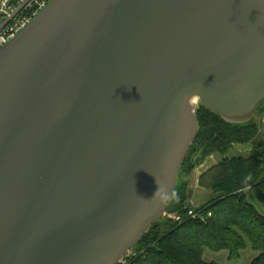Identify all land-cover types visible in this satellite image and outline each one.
<instances>
[{"label": "water", "instance_id": "obj_1", "mask_svg": "<svg viewBox=\"0 0 264 264\" xmlns=\"http://www.w3.org/2000/svg\"><path fill=\"white\" fill-rule=\"evenodd\" d=\"M197 102L257 117L264 0H51L0 49V264H119L169 213Z\"/></svg>", "mask_w": 264, "mask_h": 264}, {"label": "trees", "instance_id": "obj_2", "mask_svg": "<svg viewBox=\"0 0 264 264\" xmlns=\"http://www.w3.org/2000/svg\"><path fill=\"white\" fill-rule=\"evenodd\" d=\"M197 115L199 133L168 204L169 213L183 218L176 221L167 216L153 224L125 264H264V132L260 127L264 102L257 117L246 124L227 123L202 106ZM243 144H251L253 155L228 156L232 148ZM215 152L224 157L201 176L199 184L206 193L187 207L190 186L182 177L187 163L194 170ZM250 192L261 208L250 200ZM191 208L196 217L188 216ZM206 250L226 252V260L207 261ZM246 250L254 252V257L241 263Z\"/></svg>", "mask_w": 264, "mask_h": 264}, {"label": "built area", "instance_id": "obj_3", "mask_svg": "<svg viewBox=\"0 0 264 264\" xmlns=\"http://www.w3.org/2000/svg\"><path fill=\"white\" fill-rule=\"evenodd\" d=\"M51 0H0V49L26 27ZM198 214L191 208L188 216ZM168 217L180 221L183 215L168 213ZM125 256L119 264H125Z\"/></svg>", "mask_w": 264, "mask_h": 264}, {"label": "rangeland", "instance_id": "obj_4", "mask_svg": "<svg viewBox=\"0 0 264 264\" xmlns=\"http://www.w3.org/2000/svg\"><path fill=\"white\" fill-rule=\"evenodd\" d=\"M199 108H200V105L199 103L197 102L196 103V111L198 112L199 111ZM241 148H249V151H244V149L241 150ZM252 150V146L250 144V146H242V145H237L235 146L234 148H232L229 153H228V156L229 157H234V156H251L253 155V152L251 151ZM224 157L223 154L219 153V152H215L213 154H211L209 157H207L204 162H202V164H200V166L198 167V169L194 168V170L189 167L191 166V162H188L187 164V169H185L184 171V175L182 176L185 181L189 182L190 180H193V184L196 183V180L199 179L200 181V178L201 176H203L209 168H211L212 166H215L217 164H219V162L221 161V159ZM192 170L194 172L192 178H191V175H192ZM200 187H203L200 185ZM204 189V190H203ZM202 191H204L206 193V189L203 187ZM193 193H197V192H193ZM200 193V192H199ZM197 193V194H199ZM249 195H252V196H249L250 197V200L256 205L258 206V208H261L260 207V204L258 203V201L256 200V198L253 196L252 192L249 193ZM203 198V197H202ZM202 198H200L199 201L202 200ZM199 201H196L195 203L199 202ZM264 211V209H262ZM225 253L226 252H213L211 250H206L205 253H204V259L207 260V261H211V260H215V261H218V262H223L225 260L224 256H225Z\"/></svg>", "mask_w": 264, "mask_h": 264}, {"label": "crops", "instance_id": "obj_5", "mask_svg": "<svg viewBox=\"0 0 264 264\" xmlns=\"http://www.w3.org/2000/svg\"><path fill=\"white\" fill-rule=\"evenodd\" d=\"M242 149H244V151H247V152L249 151V148H246V149H245V148H241V150H242ZM194 188H195V184H192V189H193L192 191H193V192H195V191H194ZM199 192H200V193H199ZM198 193H199V194H195V193H193V195H192V198H193V199H194L195 197H196V199H197V200H195V202H196V201H199V200H200L199 198H201V196H200V195H201V191H198ZM250 196H252V195H250ZM192 198H191V199H192ZM193 199H192V200H193ZM253 257H254V252H252L251 250H246V251L243 253V256H242V259L240 260V262H241V263L249 262V261H251V260L253 259ZM224 258H225V260H226V253H225ZM225 260H224V261H225Z\"/></svg>", "mask_w": 264, "mask_h": 264}, {"label": "flooded vegetation", "instance_id": "obj_6", "mask_svg": "<svg viewBox=\"0 0 264 264\" xmlns=\"http://www.w3.org/2000/svg\"><path fill=\"white\" fill-rule=\"evenodd\" d=\"M208 157H209V156H208ZM201 164H202V163H201ZM199 166H200V164L196 165L195 168L198 169ZM189 185H190V181H189ZM201 189H202V187H200L199 179H197V180H196V183H195L194 191L197 192V193H198V191H201V195H200V196H201V198H202L204 195H203V191H202ZM192 190H193V189H191L190 192H189V199H190V200L193 199V198H192V195H193V191H192ZM197 193H196V194H197ZM191 198H192V199H191ZM189 199H188V200H189ZM199 199H200V198H199ZM195 200H197L196 197H195L192 201H195Z\"/></svg>", "mask_w": 264, "mask_h": 264}, {"label": "bare ground", "instance_id": "obj_7", "mask_svg": "<svg viewBox=\"0 0 264 264\" xmlns=\"http://www.w3.org/2000/svg\"><path fill=\"white\" fill-rule=\"evenodd\" d=\"M195 201H192V203H194Z\"/></svg>", "mask_w": 264, "mask_h": 264}]
</instances>
